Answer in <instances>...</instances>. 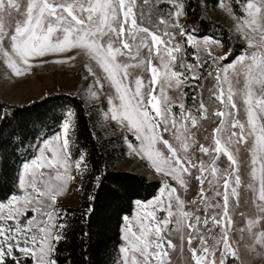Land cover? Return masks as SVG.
Segmentation results:
<instances>
[{"label":"snow or ice","instance_id":"snow-or-ice-1","mask_svg":"<svg viewBox=\"0 0 264 264\" xmlns=\"http://www.w3.org/2000/svg\"><path fill=\"white\" fill-rule=\"evenodd\" d=\"M164 2L173 8L166 15L154 11L156 0H0V58L20 77L34 66L33 59L48 63V57L75 51L90 65L94 62L99 74L93 66L88 72L101 90L104 82L114 89L110 118L139 141L138 147L129 144L132 153L164 178L157 197L137 201L135 215L123 217L118 264H171L173 234L187 243L193 264H229V258L239 260L231 234L243 184L241 148L250 154L245 187L252 193L255 215L246 217L238 232L241 239L248 233L250 251L264 249V230L254 231L264 224V0H246V15L237 17V30L252 53L208 73L216 82L209 99L218 105L211 112L202 98L195 111L186 108L184 88L189 80L200 79L207 63L199 56L202 47L213 64L228 60L230 53L214 55L208 40L202 46L180 23L183 3ZM217 2L232 11L224 0ZM212 43L219 47L218 41ZM185 44L197 50L195 63L187 62ZM173 90L178 103L168 94ZM72 118L69 112L62 133L44 140L37 146L39 155L23 163L17 177L20 191L0 199V264H58V245L67 227L58 198L75 179L70 163ZM213 118L219 123L205 137L211 144H198L192 130ZM197 145L208 161L193 158ZM222 157L225 168L219 167ZM83 163V156L75 161L77 171ZM193 181L199 186L197 197L186 201L182 194ZM201 209L203 216L197 214Z\"/></svg>","mask_w":264,"mask_h":264},{"label":"trees","instance_id":"trees-1","mask_svg":"<svg viewBox=\"0 0 264 264\" xmlns=\"http://www.w3.org/2000/svg\"><path fill=\"white\" fill-rule=\"evenodd\" d=\"M182 2L187 19L180 23L191 34L221 41L229 57L240 53L244 45L236 40L230 24L211 14L217 0ZM154 11L166 15L173 8L156 0ZM177 40L184 44V38L178 36ZM184 47L187 62L195 63L197 50ZM202 61L207 63L199 71L200 79L189 80L184 88L183 103L193 111L202 98L208 73L216 70L211 58ZM106 108L104 100L88 103L75 92L51 91L29 102L0 97V199L19 192L17 177L23 163L36 155L42 141L62 132L68 113H73L70 149L74 167L84 157L81 170L75 168L82 181L81 195L76 206L58 205L67 225L65 239L58 245V264H118L123 217L132 213L135 201L153 198L161 187L157 177L120 167L128 155L124 140H137L131 132L117 133L114 124L103 126ZM229 264L239 263L229 258Z\"/></svg>","mask_w":264,"mask_h":264},{"label":"rangeland","instance_id":"rangeland-1","mask_svg":"<svg viewBox=\"0 0 264 264\" xmlns=\"http://www.w3.org/2000/svg\"><path fill=\"white\" fill-rule=\"evenodd\" d=\"M180 2L183 3L182 0H180ZM224 2H226L231 7L232 9L231 12L224 10L219 6L218 3H216V6H214L210 10L211 14L219 16L221 19L228 22L232 28L236 40L241 42L244 46L241 48L239 54H234L230 56L228 60L218 61L215 64L216 70L213 73H215L218 69H222L229 64H236L241 56L250 55L253 51V49L248 47V43L247 40L245 39L244 34L237 30L239 27V22L237 20V17L242 18L246 15V13L244 12V4L246 3V0L244 1L237 0L236 4H233L231 0H224ZM180 19H181L180 21H184L187 19V16L185 14V9H184V15ZM192 35L195 37L197 41L201 43L202 46H203V42L205 40H208L210 42V46L212 47L213 53L216 56H223L229 53V50L225 48V46L221 41L209 35H205L203 37H199L194 34ZM215 41L219 42V47H216L215 44L212 43ZM69 56H75V59L68 60L67 58ZM199 56L201 60L205 58H210L207 55V52L203 50V47L201 48V50H199ZM47 59L49 60L48 63H42L38 59H33L30 62L34 66L30 70L26 71L24 75L17 77L6 66V64L3 62V59L0 58V97L8 99L9 101H13V102H29L51 91L75 92L81 95L88 103H100L101 101L104 100L106 102L107 108L103 117L104 118L103 126H109L110 124H114L118 127V130L116 131L119 134L124 131H127L123 126L118 124L117 121L112 120L110 118L112 104L109 103V97L115 96V91L113 88L109 87L107 82H104V88L102 90L99 88L98 85H96L94 77L88 72V66H93L94 70L97 71V73L99 74V70L95 68L94 62L90 65V62L86 56L76 55L75 51L66 53L61 57H48ZM55 59H65L66 62L63 64L51 62ZM215 83L216 82L214 77L210 76L206 80L205 85L201 90V97L204 100V102L208 105L210 112L218 107V105L214 101L209 99L210 97L209 89L214 88ZM92 91L97 92V96L93 97L91 95ZM168 94L177 103L180 102L178 94L174 90L170 91ZM240 118L242 120L245 118L242 112ZM201 123H202L201 129L199 130L193 129L192 131L195 134V138L198 141V144H204L205 146H208L211 144V140L210 139L206 140L205 137L210 135L212 129L217 126L219 121L218 119L213 118V120H206V121H202ZM61 133L62 132L58 131L56 134L52 136V138H49L47 140H52L55 136L60 135ZM165 138L170 139V137H168L167 135L165 136ZM130 143L133 145V147L139 146V141H131V140L128 141L127 139L124 140V146L127 148L128 155L126 161L120 164V167L124 169H128L129 171L130 170L137 171L148 174L149 176L152 177H157L161 181V187H162L164 183V178L160 174L154 171V169L150 165V162H148L146 159L141 158V156H137L132 153V151L129 149ZM40 146H42V142ZM250 146L251 145L249 144L248 147ZM37 155H39L38 150L35 156ZM193 158L195 160L204 159L205 161H208L209 159L207 156H203L201 153H199L198 145L196 146L195 149H193ZM249 158H250V154L247 151V149L241 148L240 159L242 161L241 177L243 180V184L240 189L239 206L233 208V212H232L233 220H234V225H233L234 230L231 235L234 241L233 247L239 248V260H238L239 264H264V255H257L258 252H264V249H261L259 246H257L256 252L250 251L247 245H251L253 241L250 239L248 233L245 232L243 239H241L240 233L238 232L239 229L245 227L246 217H254L255 215V208L252 206L251 203L252 193L248 191L245 187L249 181V176H248ZM70 163L72 164L71 175L75 177V179L68 182L65 193L58 198V205L64 203L66 205L76 206L79 204L80 201L79 199L81 195L80 192H81V183H82L81 177L76 175L75 167L72 161H70ZM226 166H227L226 158L222 157L221 160L219 161V167L225 168ZM198 188H199L198 184H196V182L193 181L189 191L187 193L182 194L183 198L186 201H191L192 199H195L197 197ZM159 189L153 198L147 201H140V202L152 201L155 197L159 195ZM135 206L136 203L134 204L132 213L125 216L128 217L134 216L136 211ZM188 210L195 211V206L188 205ZM240 213H244L245 216H241ZM197 214L203 216L204 215L203 209L197 212ZM122 228L123 225L121 227V233H122ZM259 230H264V224H262L259 229H254V231H259ZM215 231L218 232L219 230L216 229ZM171 238L173 240V243L176 245V249L170 252L171 264H193L187 243L186 242L182 243L179 238V235L177 234H173ZM121 244H122V240H121ZM192 246L198 247V242L193 241Z\"/></svg>","mask_w":264,"mask_h":264},{"label":"bare ground","instance_id":"bare-ground-1","mask_svg":"<svg viewBox=\"0 0 264 264\" xmlns=\"http://www.w3.org/2000/svg\"><path fill=\"white\" fill-rule=\"evenodd\" d=\"M50 138H52V137H50ZM47 140V139H46ZM43 142V141H42ZM22 171H23V169L21 168V172H20V175L22 174ZM137 201H135L134 202V204L136 203Z\"/></svg>","mask_w":264,"mask_h":264},{"label":"water","instance_id":"water-1","mask_svg":"<svg viewBox=\"0 0 264 264\" xmlns=\"http://www.w3.org/2000/svg\"><path fill=\"white\" fill-rule=\"evenodd\" d=\"M41 144V143H40ZM40 146V145H39Z\"/></svg>","mask_w":264,"mask_h":264}]
</instances>
